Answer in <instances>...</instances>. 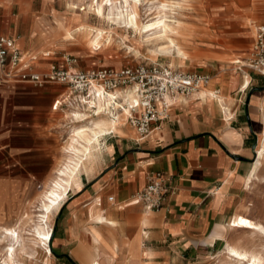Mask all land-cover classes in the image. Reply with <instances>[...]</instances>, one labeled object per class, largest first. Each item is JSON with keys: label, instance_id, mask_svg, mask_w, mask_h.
Returning <instances> with one entry per match:
<instances>
[{"label": "crops", "instance_id": "1", "mask_svg": "<svg viewBox=\"0 0 264 264\" xmlns=\"http://www.w3.org/2000/svg\"><path fill=\"white\" fill-rule=\"evenodd\" d=\"M255 3L221 0L214 7V32L204 29L205 41L183 56L190 58L184 70L208 73L209 80L190 95L169 97L159 127L139 138L124 111L117 125L96 119L110 122L107 134L91 137L102 140L100 150L60 206L50 244L38 245L44 264H232L230 247L264 257V233L239 223L264 225V155L257 152L264 141V73L247 64L264 25L251 17ZM46 11L47 0H0V34L12 36L36 70L63 66L60 14L48 21ZM76 57V67H97ZM65 89L53 81L0 83V170L40 172L42 164L30 161L46 158V139L34 147L30 136L55 124L49 114L64 107L52 103ZM93 124L86 129L96 130ZM155 171L163 173L166 191L148 209L131 199Z\"/></svg>", "mask_w": 264, "mask_h": 264}, {"label": "rangeland", "instance_id": "2", "mask_svg": "<svg viewBox=\"0 0 264 264\" xmlns=\"http://www.w3.org/2000/svg\"><path fill=\"white\" fill-rule=\"evenodd\" d=\"M240 1L244 4L248 2V0ZM254 1L256 3L252 8L251 17L257 23H264V0ZM134 2L137 3L133 7L137 10L136 27L122 23L121 12L125 11L122 0H47L48 21H53L54 13L60 14L58 26L64 34L59 36L62 40L59 55L74 54L78 56V60H87L89 66L92 62L97 66L116 67L136 63H161L189 69L190 66H186L190 58L183 56H188L186 50L191 53L193 48H198L205 41L204 29L208 33L214 32L211 29L217 21L213 9L221 0H135ZM108 3L111 4L109 7H113L114 14L109 18L107 15L99 17L96 9L98 6L105 9ZM159 20L165 24L155 28L145 27L146 24ZM80 25L81 30H74ZM72 111L81 113L71 117ZM49 116L55 119L56 125L50 124L44 128L46 132L41 128L40 136H30L34 147L42 146L46 139L45 145L48 149L46 158L30 161L36 166L42 164V169H38L40 172L20 174L17 171L0 170V225L17 226L13 228L18 232L16 243L18 245L13 254L15 258L13 264H44L46 253L41 246L38 247L43 243H39L37 231L44 234L50 231L51 240L57 212L67 196L80 187L81 169L88 163L86 150L82 147H88L86 142L88 136L86 132L78 135L77 131L81 129L89 131L86 127H90L91 120L95 122L97 118L90 115L89 111L69 107H64L61 113L52 112ZM110 129L113 131L112 128H108L107 131H111ZM102 134L97 135L105 136L104 134L107 133ZM101 141L97 143L94 141L91 144L95 151L97 149V153ZM74 148L80 152L77 157H81V160L76 159L78 165L73 162ZM41 154L38 151L33 153L36 157ZM62 179L65 184H62ZM58 184L66 189L67 195H63ZM243 222H245L242 224L243 227L251 228L249 224L255 221L248 218V221L243 220ZM5 229L10 228L0 230V264L5 263V248L12 243ZM47 244H50L49 240ZM231 263L236 264L234 261Z\"/></svg>", "mask_w": 264, "mask_h": 264}, {"label": "built area", "instance_id": "3", "mask_svg": "<svg viewBox=\"0 0 264 264\" xmlns=\"http://www.w3.org/2000/svg\"><path fill=\"white\" fill-rule=\"evenodd\" d=\"M61 60L63 66L52 63L44 70H36L19 51L15 39L0 34V83L16 80L38 85L50 81L64 83L66 89L53 101L52 108H81L95 114L97 104L101 103L102 112L111 117L126 112V120L139 138L159 127L166 118L169 97L190 95L201 89L210 77L208 73L161 63L79 68L75 66V55L64 53ZM247 64L264 73V25L257 27ZM162 176L161 171L153 172L131 201L142 202L148 209L157 208L166 191Z\"/></svg>", "mask_w": 264, "mask_h": 264}, {"label": "bare ground", "instance_id": "4", "mask_svg": "<svg viewBox=\"0 0 264 264\" xmlns=\"http://www.w3.org/2000/svg\"><path fill=\"white\" fill-rule=\"evenodd\" d=\"M134 1L135 0H122V2H123L122 6L125 7L126 12L125 11H124L125 13L121 12V16H122V20H123L122 23L124 25H127V26L132 25L133 27H136L137 26V10H134L133 7L136 6L137 3H135ZM109 5H111V4L108 3V6L105 9L98 6V8L96 9V14L99 17H104V15H107V17L109 18L110 15L114 14L113 13V11H114L113 7H109ZM164 24L165 23L163 21L159 20L158 22L156 21V22L148 23L145 25V27L154 26V28H155V27L163 26ZM81 27L82 26L80 25V26L76 27L74 30L79 31V30H81ZM66 33H68V32L66 31ZM83 111H84V109H83ZM95 112H96L95 114H97V115H95L96 118L108 117V118L115 121L114 122L115 125H117V122H120V119L124 118V116L122 115L123 113L118 114L115 118L111 117L107 114H104L102 112L101 103L97 104V108L95 109ZM109 123L110 122H108L106 119H100V120L94 122V124H93L94 127L96 128V130L89 128L90 132H88V134L86 131H84V129L77 131L78 135L86 132V135L88 136V138L86 139L88 147L82 146L86 150V155H87L86 159H88V163L90 161L89 157H95L94 149L91 147V144H92L91 137L96 136L99 133H102L104 131L105 127L106 126L108 127ZM89 133H91V134H89ZM73 150H74L73 153H75L74 157H73V160H74L73 162L76 165H78L76 159L81 160V157H77L78 153H80V152L78 151L77 148H74ZM257 152H258V157H263V155H264V141H262V143L258 146ZM71 154H72V152H71ZM60 175H64V174L60 173ZM61 182H62V184H65V181L63 179L61 180ZM57 186L64 193L63 195H67L66 189L63 188L61 184H58ZM56 197L58 199H61V197H59V195H56ZM55 206H57V205H55ZM239 223H240V225H242L243 223L245 224V222H239ZM246 226H247V224H246ZM249 226L253 230H259V231L264 233V226L261 224H253V225H249ZM5 230H6V233L9 235L11 242H12L6 246L5 251H6V255H8V257L12 258L13 254L15 253V250L17 248L16 246L18 245V244H16L18 242V232L15 228H10V229H5ZM50 235H51L50 231L47 232L46 234L37 231V237L39 238V243H43L42 241H44V243L47 244L48 240H50V237H51ZM228 251H229L228 255L232 258V260L234 262H236V264H263L264 263V257H262L260 255H248L249 253L247 254L245 252L239 251V250L232 248V247L228 248ZM93 264H98V262L95 261Z\"/></svg>", "mask_w": 264, "mask_h": 264}, {"label": "trees", "instance_id": "5", "mask_svg": "<svg viewBox=\"0 0 264 264\" xmlns=\"http://www.w3.org/2000/svg\"><path fill=\"white\" fill-rule=\"evenodd\" d=\"M52 251H53V249H52ZM59 255V254H58ZM64 255V254H63ZM66 255V254H65ZM68 258H69V256L68 255H66ZM70 260H72L71 258H69Z\"/></svg>", "mask_w": 264, "mask_h": 264}]
</instances>
